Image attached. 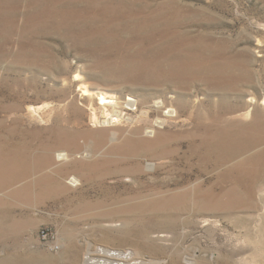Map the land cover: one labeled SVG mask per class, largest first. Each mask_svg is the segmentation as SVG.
<instances>
[{
    "label": "rangeland",
    "instance_id": "1",
    "mask_svg": "<svg viewBox=\"0 0 264 264\" xmlns=\"http://www.w3.org/2000/svg\"><path fill=\"white\" fill-rule=\"evenodd\" d=\"M82 84L122 102L165 96L179 114L162 111L175 159L109 152L129 126L94 123ZM263 93L264 0H0V264H264V173L249 166L264 157ZM222 105L235 112L221 117ZM138 106L122 107L135 116ZM154 111L139 121L148 136ZM209 124L231 136L219 171L232 190L220 210L153 205L156 178L199 172L185 133ZM63 150L74 159H56ZM133 162L142 184L127 177ZM212 174L207 164L201 179Z\"/></svg>",
    "mask_w": 264,
    "mask_h": 264
},
{
    "label": "bare ground",
    "instance_id": "2",
    "mask_svg": "<svg viewBox=\"0 0 264 264\" xmlns=\"http://www.w3.org/2000/svg\"><path fill=\"white\" fill-rule=\"evenodd\" d=\"M228 61L230 62V60H228ZM229 62L227 64H229ZM174 67L175 66L173 65V68ZM213 68H214V66H213ZM173 70L174 69H172V71ZM232 72H234V71H231V73ZM172 74H173V72H172ZM219 76H221V75H219ZM75 77H78L79 78V75L76 74ZM222 77H225V76L222 75ZM172 79H171V81H173ZM180 83L182 84V82L179 81V84ZM177 85H178V83H177ZM225 86H226V84H225ZM229 87H231L230 84H229ZM103 89L102 90H101V88L95 89V88H92V87L91 88L90 87L88 88L86 85L82 84V85H80V90H82L80 95H83L85 97L87 96V100L89 101L88 104H89V110H90V114H91V120L94 123H96V124L97 123H100L101 125H109L110 123H112V124L115 123V124H123V125L129 126V129L127 130L128 135L127 136H124V137H126L127 140L123 144H121V145L113 146L112 148H110L109 149L110 150L109 152H114L115 150L119 149V150H121V152L123 154L129 155V156L130 155L133 156V154H131L130 152L132 150H135L134 151V156H133V157H135V159H138V156H140V152L141 151H144V152L149 153L151 155L152 159H159V160H162V161L164 159H175L177 149L179 150L178 147H180V146L175 145L174 147H171V145L174 144L173 141H172L173 140L172 139L173 137L172 138L169 137L167 134L170 133V132L167 133L163 129V126L167 122L166 121L167 120V117H166V114H164L162 111H163V109H166L167 108V111L165 113H167V115L170 114L169 115V119H177V118H179V114H178L177 108L174 107L172 104H169L166 101L165 96L164 97L163 96H152L151 99L146 98V100H145V102L143 104L140 103L139 99H137L136 97L135 98L133 97L132 99L128 98L127 101L124 100V102H122L120 100V96H117L115 93H112V92H109V91L103 90ZM96 100L99 101V103H97L99 105L98 108L100 110V113L103 115L101 117V119L98 116V112H97V109L98 108L95 107V105H94V103L96 102ZM253 101H255V100H253ZM124 105H130V106L139 105L138 107H136V109H139L137 111L138 114L135 115V116H132L131 114H127L124 111L123 107H122ZM263 105H264V93H263ZM152 107H154V110L155 111H157V112L160 111L159 114L162 113V115L160 114L161 116H157V118L154 120V125H151V126H148L147 127V128H150V130H151L150 132L152 133L151 136H148V135H145V133H144L145 132L144 131L145 128H143V127L141 128L140 122L143 121V120H145V118L146 119L149 118L148 117L149 116V112H150V109ZM39 110H40V107H37V108H32L31 107V108L28 109V112H29V114H30L31 117H34V116H37V113H38ZM222 110H224L225 113H221V115H220L221 117L224 116L227 113H231L233 111L235 112V108H233L231 105H229V107L228 106L226 107V105H222ZM254 115L256 116V114H254ZM125 117H127V118H125ZM195 124H197V123H195ZM209 125L210 126H205V127L203 126V128H200V127L199 128H194L192 131H188V132L185 133V135L188 137V144H189V146H188V149L189 150L187 152L188 154L186 156V159H198V164H199L198 169H199V172L194 175V178H193V175H191L189 173L186 174V175L183 174V175H178V176L176 175L175 177L173 176V177L163 178V180L161 179L162 177L161 178H158L160 180H157V178H156V183L155 184L153 183L151 185L150 189H149L150 192H151L149 194H150V196H152V198H150V200L152 199L153 205L157 206L158 208L171 207L173 209L175 207H179V210L178 211H180V207H183V208L184 207L185 208L188 207L189 209L192 208V209H196V210L210 211V212H213V211L215 212V211L220 210V206L223 204V200H224V199H222L223 194H225V192H227V190H232V183L231 182H233V181L226 182L225 175L223 173H220L221 171H219L220 166L223 165V163L221 164V160H220V159H222L221 158V155H220L221 148L223 146V143L226 142L231 136H229V134L226 132V130H227L226 128H222V127H220L218 125H211V124H209ZM258 125H259V123H258ZM259 127H260V125H259ZM244 129L245 128H243V130ZM248 129H250V128H248ZM255 129H257V128H255ZM259 129L260 128H258V131H259ZM252 131H250V132H252ZM102 132H104V131H102ZM123 132H124L123 129L118 130L117 131L118 136H121ZM245 134H246V132H245ZM142 135H145L146 138H141ZM56 136H57V140H59L58 135H57V132H56ZM149 137H153V138H149ZM179 137L181 138V135ZM254 137H256V136H254ZM182 139L184 141V138H182ZM252 139H253V137H252ZM132 141H134V142H132ZM247 141H248V138H247ZM179 143H181V142L179 141ZM133 144H135V147L132 148L131 145H133ZM242 146H243V144H242ZM234 147H235V145H234ZM92 148H93L92 149V152L97 153L98 150H99V148H100V146L99 145H94V146H92ZM243 148L244 147H242V149ZM254 148H256V147H254ZM154 149H157L158 151H154ZM242 149H240V150H242ZM17 150L20 152V150L18 148H17ZM238 152H239V150H238ZM248 152H250V151L248 150ZM226 153H227V151H226ZM243 153H244V151H243ZM20 154H21V152H20ZM234 154H235V152H234ZM242 154H240V155H242ZM231 155L232 154H230V156ZM247 155H249V154H247ZM23 157H21V158H23ZM236 157H239V156H236ZM244 157H245V155H244ZM258 157L256 156V158L258 160L257 161H252L253 163H250L249 166H252L253 171L257 172V174L263 176V173H264V166H263V164H264V157H262V156H260V158H258ZM224 158H227V157H224ZM231 158H230V160H231ZM56 159L61 160V161L64 162V161H67L68 159H74V158H70V154H69V151L68 150H63L62 152H59L57 154ZM208 159H216L214 162H212L213 163V166H211L209 164L210 162L208 163ZM245 160H246V158H245ZM126 161H127V159H117V161L115 163H119L120 165H123V164L127 163ZM235 162H236V158H235ZM163 163H162L161 167L164 166ZM241 163L242 162H239L237 165L236 164L234 165V162H233V165L236 167V169H238V168L241 169L242 168L244 170V168L242 167L243 164H241ZM207 164H208V167H211L212 168V171H215V175L213 176V174H212V176H210V177H212V180L209 181V182H206V181H204V180L201 179V174L204 173L205 169H207ZM24 165H26V164H24ZM153 165H154L153 163H149V165L147 166V169H153V167H154ZM124 168H126L125 169L126 173L128 172V174H129V176H127V177L129 178L130 181H132V182H134L136 184H142V182H143L142 181V175H143L142 173H144V167L142 166V163H140V162H133L132 164H126V166ZM189 171H191V170H189ZM150 175L152 176L151 173H150ZM1 178H2V176H0V179ZM71 181H72V183H74V179H72ZM249 187H250V185H249ZM138 191H140V189L137 190L136 191L137 193H135V194H137V195H138V193L141 194ZM141 195H143V194H141ZM24 196H27V195H24ZM136 197L137 196H135L134 199ZM24 199H25V197H24ZM149 205H151V203Z\"/></svg>",
    "mask_w": 264,
    "mask_h": 264
},
{
    "label": "built area",
    "instance_id": "3",
    "mask_svg": "<svg viewBox=\"0 0 264 264\" xmlns=\"http://www.w3.org/2000/svg\"><path fill=\"white\" fill-rule=\"evenodd\" d=\"M43 236L46 237V244L50 250L57 251L59 249L60 244L55 232L45 230Z\"/></svg>",
    "mask_w": 264,
    "mask_h": 264
}]
</instances>
